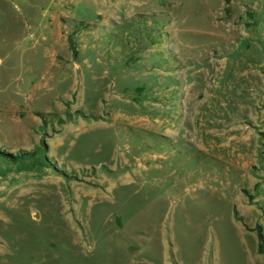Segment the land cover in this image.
I'll use <instances>...</instances> for the list:
<instances>
[{
  "label": "rangeland",
  "instance_id": "1",
  "mask_svg": "<svg viewBox=\"0 0 264 264\" xmlns=\"http://www.w3.org/2000/svg\"><path fill=\"white\" fill-rule=\"evenodd\" d=\"M264 0H0V264H264Z\"/></svg>",
  "mask_w": 264,
  "mask_h": 264
},
{
  "label": "trees",
  "instance_id": "2",
  "mask_svg": "<svg viewBox=\"0 0 264 264\" xmlns=\"http://www.w3.org/2000/svg\"><path fill=\"white\" fill-rule=\"evenodd\" d=\"M255 232L257 234L258 253L259 255H264V235L261 227H258Z\"/></svg>",
  "mask_w": 264,
  "mask_h": 264
}]
</instances>
